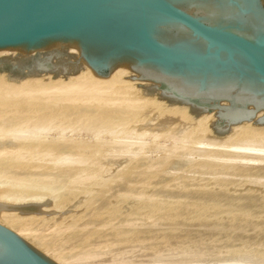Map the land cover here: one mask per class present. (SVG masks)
I'll return each instance as SVG.
<instances>
[{"label": "water", "instance_id": "obj_1", "mask_svg": "<svg viewBox=\"0 0 264 264\" xmlns=\"http://www.w3.org/2000/svg\"><path fill=\"white\" fill-rule=\"evenodd\" d=\"M0 51L24 54L0 58L14 83L124 68L144 99L213 112L216 136L264 127V0H0ZM0 264L58 263L0 225Z\"/></svg>", "mask_w": 264, "mask_h": 264}, {"label": "bare ground", "instance_id": "obj_2", "mask_svg": "<svg viewBox=\"0 0 264 264\" xmlns=\"http://www.w3.org/2000/svg\"><path fill=\"white\" fill-rule=\"evenodd\" d=\"M15 54V51H0V58ZM129 77L137 79L129 70L117 68L107 79H97L86 66L73 76L51 79L52 75L46 74L27 77L16 83L8 81L5 73H0V130L3 134L4 130L7 132L6 136L1 134L0 137V225L24 237L46 256L50 253L55 255L52 260L58 264H81L75 261L84 259L92 250L86 254L81 252L84 255L80 254L81 258L76 254L78 259L74 258L75 254L68 253L66 258L72 257L70 262L61 257L63 253L55 254L36 241V230L32 229L35 225L30 226L44 216L49 220L54 210L58 211V216L62 212L55 209L59 202L56 195L43 194L56 190L46 187V182L52 181V177L49 181L44 180L47 185H43L39 172L44 170L38 163L48 162L46 165L52 164L51 168L55 165L57 172L86 162L120 168L130 163H143V160L148 163L149 154L156 152L152 150L156 147L169 154L166 167L172 172H185L209 158L225 161L223 156L227 151L230 152L226 154L228 162L240 160L249 165L261 159L264 161V127H252L255 120L232 126L223 136H216L208 128L216 122L213 112L195 116L189 113L187 106L144 99L141 96H146V89L135 86L148 87L149 83L122 80ZM262 115L259 113L257 117ZM160 137L166 141L160 143ZM210 148L218 149L215 151H219L220 156L213 155L216 152ZM30 161L37 162L39 167L33 166L40 170L38 173L33 169L34 173H29L31 178L21 181L10 176L20 175L18 173L25 171V163ZM44 164L42 168L45 166L47 169ZM84 180H89V177ZM95 191L84 190L86 193L79 200L76 198L77 201L75 197L67 196L65 204L72 201V206L69 202V211L88 208ZM64 213L67 214L66 211ZM52 218L50 220H55ZM57 218L59 222L64 220H61L62 213ZM93 254L87 255L84 262Z\"/></svg>", "mask_w": 264, "mask_h": 264}, {"label": "rangeland", "instance_id": "obj_3", "mask_svg": "<svg viewBox=\"0 0 264 264\" xmlns=\"http://www.w3.org/2000/svg\"><path fill=\"white\" fill-rule=\"evenodd\" d=\"M2 131L0 137L7 133ZM213 149V155L219 157L221 153ZM152 150L156 152L149 154L148 163L143 160L120 168L86 162L57 172L55 165L52 169L48 162L38 163L54 171L41 167L43 185L48 183L46 187L56 190L43 194L56 195L55 209L62 211L64 220L56 221L61 213L58 216L54 210L50 219L55 220L44 216L32 224L36 241L55 254L63 253L61 257L67 261L72 260L66 258L68 253L81 258L94 251L86 254H93L87 262L84 255V259L74 257L80 261L73 258L81 264H264V161L249 165L240 160L228 162L230 152L224 149L222 156L229 165L224 159L209 158L211 161L202 160L185 172H172L166 167L169 154L158 147ZM36 163L30 161L31 167L27 162L25 171L10 176L18 181L30 179ZM88 188L96 190L88 208L70 213L72 201L67 206V196L79 200ZM54 256L48 255L51 260Z\"/></svg>", "mask_w": 264, "mask_h": 264}]
</instances>
